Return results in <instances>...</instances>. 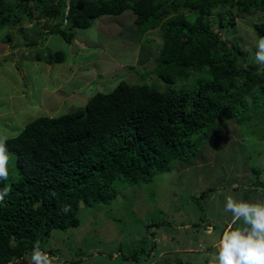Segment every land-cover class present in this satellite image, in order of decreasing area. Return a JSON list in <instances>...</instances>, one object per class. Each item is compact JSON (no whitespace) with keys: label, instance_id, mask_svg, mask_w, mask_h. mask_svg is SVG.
Instances as JSON below:
<instances>
[{"label":"trees","instance_id":"trees-1","mask_svg":"<svg viewBox=\"0 0 264 264\" xmlns=\"http://www.w3.org/2000/svg\"><path fill=\"white\" fill-rule=\"evenodd\" d=\"M32 8L38 19L59 21L49 33L68 43L73 35L65 27L89 28L102 15L130 11L136 45L153 29L162 40L153 71L164 85L119 81L76 112L37 117L7 139L10 177L0 190L10 185L11 192L0 202V264L24 263L37 243L44 251L52 230L76 228L81 205L109 203L121 186L149 183L178 162L192 168L222 123L236 119L253 134L264 110V69L247 63L250 54L238 38L228 43L222 36L236 29L235 9L263 12L264 0H17L13 9L0 0V29L33 20ZM253 32L264 37V20ZM33 58L61 64L65 54Z\"/></svg>","mask_w":264,"mask_h":264},{"label":"rangeland","instance_id":"rangeland-1","mask_svg":"<svg viewBox=\"0 0 264 264\" xmlns=\"http://www.w3.org/2000/svg\"><path fill=\"white\" fill-rule=\"evenodd\" d=\"M2 2L6 9L17 4V0ZM234 11L236 29L229 28L222 36L228 43L238 38L250 54L247 63L258 65L254 60L258 38L253 27L264 20V11ZM32 15L33 20H24L20 26L0 29V136L13 138L27 122L40 116L59 117L76 112L94 93L108 92L119 81L164 85L153 71L162 40L153 29L142 35L136 45L137 38L132 37L131 30L134 16L130 11L102 15L89 28L70 31L65 27L66 33L73 35L71 43L58 33H49L59 21L38 19L36 8H32ZM7 35H11V40L5 39ZM25 39L39 42L28 46ZM56 51L65 54L61 64L33 58L36 53ZM64 96L68 98L65 100ZM258 114V121L252 124L253 134L250 129L242 131L236 119L222 123L213 134L221 144L217 146L219 157L224 154L240 160L235 167L238 170L241 159L247 155L250 158L246 168L253 169L249 168L253 180L245 176L241 182L243 179L230 175L222 181L223 185L228 181V185L240 182L241 190L223 193V187L218 188V181L213 179L217 181L215 190L204 191L208 189L205 187L194 191L204 184V176L199 177L203 172L196 166L180 169L178 162L174 169L156 174L149 183L121 186L109 203L81 205L76 228L52 230L44 252L55 258L54 264H218V250L211 246L218 239L219 224L214 221L231 214L224 211L226 196L234 194V198L245 201L255 198V202L264 199L260 197L264 188L256 187L261 180L264 182V139L260 133H264V110ZM241 135L253 136L252 144L247 145V139ZM212 170L219 169L214 166ZM155 222L160 223L158 227L147 226ZM209 223L215 227L213 234L206 231ZM31 253L24 263L17 264H30Z\"/></svg>","mask_w":264,"mask_h":264},{"label":"clouds","instance_id":"clouds-1","mask_svg":"<svg viewBox=\"0 0 264 264\" xmlns=\"http://www.w3.org/2000/svg\"><path fill=\"white\" fill-rule=\"evenodd\" d=\"M255 62L264 69V37L256 42ZM10 155L7 148V137L0 136V181H7ZM11 192L10 185L0 190V202ZM70 206L65 207V211ZM224 211L231 213L233 223L243 221V227L229 226L219 240L218 264H264V203H252L227 195ZM53 257L41 251L37 243L30 256V264H54Z\"/></svg>","mask_w":264,"mask_h":264},{"label":"crops","instance_id":"crops-1","mask_svg":"<svg viewBox=\"0 0 264 264\" xmlns=\"http://www.w3.org/2000/svg\"><path fill=\"white\" fill-rule=\"evenodd\" d=\"M67 98H68L67 96L63 97V99H65V100ZM218 138L219 137L214 136V139H213L212 142H208L207 141L206 144L203 145V148L200 151L199 156L197 157V159H195L193 161V163H192L193 164L192 167L196 166L197 169H199V170H201V172H203V174L200 175L199 177L201 178L202 176H204L203 177L204 184H202V186L200 188L198 186L194 187V188H199V189H196L194 191H198V190L203 189L205 187H208V189H205L204 191H206V190H209V191L215 190L216 186H217V181H218V185H219L218 188L223 187V190H221L223 193H224V191L229 193V190L238 191V190H241L242 183H240V182H231L228 185V182H229L228 181L225 185H223L222 181L226 180L225 178L229 177L230 175L238 176L241 180L245 176H248L251 179L254 176L253 172L249 171L250 167L246 168V164H248L247 161L250 160L248 155L246 157H244V159H241V157L238 156V158L241 159V163H240L241 167H240L239 170L237 168H235V167L238 166V163H239L240 160H236L235 161V159H233L231 157L227 158V156H225L224 154H223V158L219 157L221 152L218 151L217 146L221 145V144L218 141L219 140ZM216 156H217V160H216ZM234 157H237V156H234ZM233 161H235V162H233ZM214 166H217L219 170L218 171L212 170V168ZM183 168H184V170H186L187 167L186 168L185 167H180V169H183ZM244 168H246L247 171L244 170ZM250 169H252V168H250ZM257 176H258V178L261 179V172H258ZM199 177L196 178L195 180L199 179ZM213 179H215L217 181H215ZM244 180L245 179H243L241 182H243ZM213 181H215V182H213ZM261 182L264 183L262 180H261ZM252 183L254 184V182H252ZM246 184H249V181ZM246 186H253V185H246ZM231 195L233 197L235 196L234 194H231ZM244 195H245V193H243L242 196H244ZM260 197H264V195H261ZM260 197H256V198H260ZM254 199L255 198H253L252 200H246V201L252 202V203H264V199H260L258 202H255ZM214 222L219 224V229L216 231V235H218V239L215 242H213L211 248H215L216 247L217 250H218L220 237L222 236L223 232L226 230L227 227H229V226L234 227L235 225H237L236 227H243L244 226L242 220H238V221H235V223H233V218H232L231 214L227 218H225L223 220H220V221L216 220ZM206 225H208V227H209V230H206V231H208V233L210 232L211 234H213L214 229H215L213 224L209 223V224H206Z\"/></svg>","mask_w":264,"mask_h":264}]
</instances>
